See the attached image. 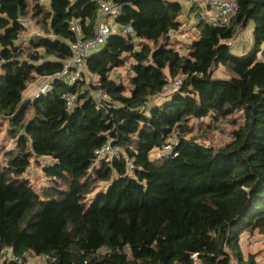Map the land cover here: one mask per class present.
Here are the masks:
<instances>
[{
	"label": "trees",
	"instance_id": "16d2710c",
	"mask_svg": "<svg viewBox=\"0 0 264 264\" xmlns=\"http://www.w3.org/2000/svg\"><path fill=\"white\" fill-rule=\"evenodd\" d=\"M105 1L121 6L115 22L133 33L87 58L96 84L85 74L70 86L57 74L73 54L71 25L93 37L98 1L0 0V130L14 141L0 149V252L54 257L43 264H196L194 254L201 264H258L240 241L264 235V0H237L229 25L199 20L185 53L170 38L182 26L178 1ZM28 20L38 31L23 38ZM251 23L252 51L234 54L229 41ZM129 59L126 85L111 73ZM218 65L230 76L214 77ZM37 77L52 78L49 90L25 98ZM178 77V89L153 100ZM103 91L108 100L93 95ZM236 111L243 121L224 147L194 134L193 120L213 127ZM171 137L173 152L152 158ZM108 142L120 155L98 159ZM33 161L49 181L40 189L27 176Z\"/></svg>",
	"mask_w": 264,
	"mask_h": 264
},
{
	"label": "built area",
	"instance_id": "2783aa9c",
	"mask_svg": "<svg viewBox=\"0 0 264 264\" xmlns=\"http://www.w3.org/2000/svg\"><path fill=\"white\" fill-rule=\"evenodd\" d=\"M99 4V17L93 37L84 38L82 26L78 22L71 25V30L76 34V40L71 44L73 51L72 56L69 59L63 60V69L57 74L68 85L73 86L79 80H81L86 74V61L87 58L96 50L104 46L107 40L113 34L120 33H133L131 27H126L120 30L119 27L108 23L106 18L110 15H117L121 11V6L114 4L113 1L97 0ZM194 3H198L200 6V20L206 21L211 24L229 25L232 17L238 10L237 0H191ZM42 85L37 93H45L49 90L51 77H42ZM97 80V77H95ZM182 81V77H178L175 80L169 81L164 87L159 97H165L171 92L179 88ZM96 82V81H95ZM79 91H74L64 95V99L69 109L75 105V100L79 95ZM93 95L98 100H108L109 95L105 91L93 92ZM177 144L176 137L168 139L166 144L161 149H157L159 154H171L174 150V145ZM98 159L108 158L113 159L120 155V149L108 142L101 148L96 150ZM126 165L130 173H133L135 169V160L131 157H125ZM192 258L197 261V254L192 255ZM0 261L6 259L12 261H22L26 259L30 264H43L48 260H54V257L48 253L35 254L31 251H26L22 256L15 255L11 249L7 248L0 252Z\"/></svg>",
	"mask_w": 264,
	"mask_h": 264
},
{
	"label": "rangeland",
	"instance_id": "374dc122",
	"mask_svg": "<svg viewBox=\"0 0 264 264\" xmlns=\"http://www.w3.org/2000/svg\"><path fill=\"white\" fill-rule=\"evenodd\" d=\"M46 2L47 0H42ZM114 15H110L106 18L108 23L113 21ZM182 26L177 32H172L170 38L174 43L177 49H180L185 53L184 46L186 43H190L193 38L197 35L196 30V19H192L191 16L183 14L181 17ZM28 32L23 36L27 38L32 32H37L38 29L34 25L33 21L28 20ZM129 59L123 67L115 69L111 76L117 82H122L126 85L129 84V78L132 75L130 69ZM88 81L91 80L93 84H96V78L91 76L89 73L86 74ZM214 77L217 78H227L230 76L229 71L222 65H218L214 71ZM41 77H37L31 83H29L25 93V98H33V96L39 91L40 86L42 85ZM160 99L156 97V100ZM155 100V99H154ZM243 121L242 112L236 111L233 115L229 116L227 119L222 120L213 127H207L205 124L209 122V118H204L200 120H193L191 125L194 128V134L198 135V140L207 145H212L215 148H222L227 145L232 140V131L236 127V123H241ZM0 149L14 147V141L11 138H8L5 133V127L0 130ZM153 158H156L154 156ZM42 163H48L47 159H40ZM27 176L32 180L33 185L40 189L46 185V182H49L48 179L43 175L38 161H33L32 165L28 169ZM97 188L99 186H96ZM241 252L245 257L249 255H254L255 260L258 264H264V235L254 232H245L240 241ZM1 260V259H0ZM1 262V261H0ZM196 264H201L198 260Z\"/></svg>",
	"mask_w": 264,
	"mask_h": 264
},
{
	"label": "crops",
	"instance_id": "0c3cea01",
	"mask_svg": "<svg viewBox=\"0 0 264 264\" xmlns=\"http://www.w3.org/2000/svg\"><path fill=\"white\" fill-rule=\"evenodd\" d=\"M174 1H178L179 3L182 4V6L184 8L183 14L191 16L192 19H194V20L196 19V23L200 20V16H199L200 15V6L198 3H194L191 0H174ZM114 16L115 17L113 18V21L111 23L113 25L119 27L120 30H123L124 28H126V27H124V28L120 27L118 24H116L115 20H116L117 15H114ZM181 17H180V21H181ZM32 33H35V32H32ZM229 44L231 45L232 52L236 55L243 56V55H246L249 52H251L253 49V46H254L252 23L249 24L246 28L239 27L238 32L236 33L234 38L229 41ZM98 50H96V51H98ZM259 56L261 58H264V44L262 46V51L259 53ZM90 75L97 77L95 74H90ZM41 80H43L42 77H41ZM156 97H159V95L153 97V100L155 99L154 101H156V102H158L162 99V97H159L160 99L156 100ZM154 156H156V157L159 156V152L157 151V149L152 151V158Z\"/></svg>",
	"mask_w": 264,
	"mask_h": 264
}]
</instances>
